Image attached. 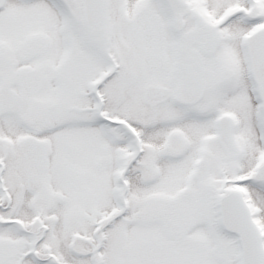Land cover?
<instances>
[{
    "label": "snow or ice",
    "instance_id": "snow-or-ice-1",
    "mask_svg": "<svg viewBox=\"0 0 264 264\" xmlns=\"http://www.w3.org/2000/svg\"><path fill=\"white\" fill-rule=\"evenodd\" d=\"M0 264H264V0H0Z\"/></svg>",
    "mask_w": 264,
    "mask_h": 264
}]
</instances>
